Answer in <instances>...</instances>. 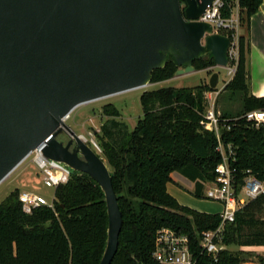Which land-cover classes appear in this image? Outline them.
<instances>
[{"label": "trees", "instance_id": "trees-1", "mask_svg": "<svg viewBox=\"0 0 264 264\" xmlns=\"http://www.w3.org/2000/svg\"><path fill=\"white\" fill-rule=\"evenodd\" d=\"M261 3L262 0H222L219 13L229 18L237 6L240 20L248 26ZM219 32L233 39V30L222 28ZM237 47L235 71L223 90L230 98L240 95L241 110L235 115H220L226 121L219 123V136L234 146L239 180L246 169L264 180V124L255 125L244 117L247 111L264 109V95L255 96L249 91V42L243 35L237 36ZM191 65L195 70L207 69L213 61L204 55L193 59ZM176 69L175 63L168 60L152 71L151 83L172 78ZM215 90L204 82L191 87L144 90L139 95L142 115L130 130L116 119L119 110L113 103L102 106V113L111 118L94 135L109 168L122 217L111 264H157L151 256L154 236L164 226L188 235L191 250L197 254L198 234L220 223L218 213L182 205L166 189L171 173L177 171L194 181L193 196L205 198L204 182L213 179L220 154L215 133L203 129L199 121L207 106L205 93ZM19 192L15 187L0 201V264L99 263L106 244L108 217L104 193L88 174L70 170L69 180L53 189V208L40 205L30 214L23 212ZM263 204L264 194L237 210L234 221L225 224L226 245H264V222L253 219ZM258 224L259 228L243 236L244 226ZM240 261L236 253L222 250L215 264Z\"/></svg>", "mask_w": 264, "mask_h": 264}, {"label": "water", "instance_id": "water-1", "mask_svg": "<svg viewBox=\"0 0 264 264\" xmlns=\"http://www.w3.org/2000/svg\"><path fill=\"white\" fill-rule=\"evenodd\" d=\"M0 0V183L41 143L49 159L88 174L108 217L98 264H111L121 212L101 155L63 120L79 104L175 75L204 55L225 68L230 39L199 21L212 0ZM216 88L218 72L209 78Z\"/></svg>", "mask_w": 264, "mask_h": 264}, {"label": "built area", "instance_id": "built-area-1", "mask_svg": "<svg viewBox=\"0 0 264 264\" xmlns=\"http://www.w3.org/2000/svg\"><path fill=\"white\" fill-rule=\"evenodd\" d=\"M221 5L222 0H213L198 18V20L202 19L209 22L213 32L222 28L233 30L231 29V16L229 18L220 16L219 9ZM227 55L228 62L225 69L231 78L234 74L235 62L238 57L237 38L235 35L230 40ZM217 94L218 90L205 93L206 101L211 102H209V106L202 113L199 124L203 129L213 131L217 139L216 150L220 154V161L213 169V179L204 182L206 183V188L203 190V195L205 198L220 204V209L216 213L219 214L221 221L215 228L201 231L198 234L197 254H194L191 250L188 235L165 226L157 229L151 253L152 259L157 264L217 263L220 252L227 249L226 244L223 242L225 224L233 222L237 210L242 208L247 202L264 194V180L259 179L249 169L244 170L243 176L239 180L238 170L234 166V146L231 143H224L219 136V123L226 120L214 111L213 102ZM244 117L255 125L264 124V109L247 111ZM90 142L96 149L101 151L93 139ZM87 144L89 145L88 142ZM43 147L44 143H41L30 154H33L32 159L39 170L41 183L45 187L54 189L69 180L71 169L61 161L45 157L42 153ZM18 198L23 212L27 214L32 213V210L40 205L53 208L52 198L47 199L44 195L34 191L21 190Z\"/></svg>", "mask_w": 264, "mask_h": 264}, {"label": "rangeland", "instance_id": "rangeland-1", "mask_svg": "<svg viewBox=\"0 0 264 264\" xmlns=\"http://www.w3.org/2000/svg\"><path fill=\"white\" fill-rule=\"evenodd\" d=\"M232 27L234 35L237 38L244 31L243 36L248 41L247 35L245 34V22L240 20L239 8L235 6L232 10ZM215 32H219V29ZM213 72H218V83L216 90L218 94L215 96L213 102L214 111L218 115H222L224 112H228L231 115L237 114L241 110V97L236 95L230 98L227 93L224 92L223 86L225 81L230 78L227 70L218 66H211L207 69L194 70L189 73H185L181 76H173L170 79H166L160 82H154L148 84L143 88H137L122 93H118L107 98L91 101L86 104L79 105L74 108L68 117L65 118L64 122L76 133L86 138L89 145L103 158L101 151L96 149L90 142L93 139L96 142L94 132L100 131L101 125L109 120V116L102 113V106L107 103H113L119 110V116L117 120L126 124L128 129H132L137 119L142 115L141 105L139 102V95L144 90L156 89L166 86L174 87H191L201 82L208 83L209 78ZM207 106L209 102L206 101ZM206 106V107H207ZM85 139V140H86ZM97 143V142H96ZM33 154L28 155L10 174L0 183V201L15 187L21 190H30L44 195L47 199H51L53 195V189L45 187L41 183L39 170L33 162ZM106 163L105 159L103 158ZM107 165V164H106ZM108 167V166H107ZM109 169V168H108ZM176 173V172H175ZM173 173V174H175ZM174 176V175H173ZM180 184H184L180 181ZM191 187L192 185L188 184ZM188 194L194 199L185 198L182 200L187 206L191 208L210 211L212 213L218 212L220 204L216 201H212L208 198H196L192 195L191 191ZM254 220L264 222V204L260 209L254 213ZM260 224L256 226H244L242 229L243 236H246L254 231L255 228H259ZM264 229V225H262ZM228 251L236 253L241 259L239 264H264V245L259 246H244L236 245L235 243L227 244Z\"/></svg>", "mask_w": 264, "mask_h": 264}, {"label": "crops", "instance_id": "crops-1", "mask_svg": "<svg viewBox=\"0 0 264 264\" xmlns=\"http://www.w3.org/2000/svg\"><path fill=\"white\" fill-rule=\"evenodd\" d=\"M240 33H241L240 35H243L244 31ZM245 34L247 35V39L249 42V51L246 54V66L248 71L249 91L251 94L255 96H263L264 95V0H262V3L260 4L258 10L253 15H251L248 26L245 24ZM181 75H177V76H181ZM180 181L184 184L187 185L190 184L192 186L189 187L187 185H182L180 184ZM205 184L206 183H204L203 190L206 188ZM194 185H195L194 181H191L190 179L183 176L181 173L174 171L171 173V181L166 183V189L168 193L171 194L180 204L187 206L182 200H185V198L193 199L188 194V192L194 190ZM198 211H202V210H198ZM203 212L212 213L210 211H203Z\"/></svg>", "mask_w": 264, "mask_h": 264}, {"label": "bare ground", "instance_id": "bare-ground-1", "mask_svg": "<svg viewBox=\"0 0 264 264\" xmlns=\"http://www.w3.org/2000/svg\"><path fill=\"white\" fill-rule=\"evenodd\" d=\"M212 1H213V0H212ZM211 3H212V2H211ZM199 21L207 22V21L202 20V19H199ZM207 23H209V22H207ZM209 24H210V23H209ZM146 86H147V85H146ZM143 87H145V86L137 87V88H143ZM137 88H133V89H137ZM133 89H130V90H133ZM127 91H129V90H127ZM124 92H125V91H124ZM119 93H122V92H119ZM115 94H118V93H114V94H111V95H108V96H104V97L96 98V99H93V100H90V101H86V102H83V103H81V104H79V105L86 104V103H89V102L94 101V100H98V99H102V98H107V97L112 96V95H115ZM79 105H78V106H79ZM78 106H77V107H78ZM66 117H68V116H64L63 120H65ZM80 139H81L83 142H85V143H86V141H87V139L85 138V139H86V140H85L84 137H82V135H81Z\"/></svg>", "mask_w": 264, "mask_h": 264}, {"label": "flooded vegetation", "instance_id": "flooded-vegetation-1", "mask_svg": "<svg viewBox=\"0 0 264 264\" xmlns=\"http://www.w3.org/2000/svg\"><path fill=\"white\" fill-rule=\"evenodd\" d=\"M181 4H182V6H184V4H185V1H182V2H181Z\"/></svg>", "mask_w": 264, "mask_h": 264}]
</instances>
